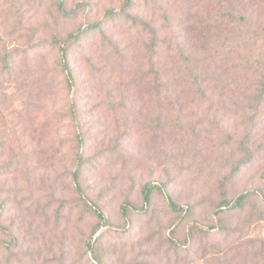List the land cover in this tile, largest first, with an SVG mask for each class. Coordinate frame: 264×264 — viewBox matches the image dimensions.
Returning <instances> with one entry per match:
<instances>
[{"label":"rangeland","instance_id":"rangeland-1","mask_svg":"<svg viewBox=\"0 0 264 264\" xmlns=\"http://www.w3.org/2000/svg\"><path fill=\"white\" fill-rule=\"evenodd\" d=\"M63 1L0 0V264H264V0H136L154 44ZM223 191L252 193L218 218Z\"/></svg>","mask_w":264,"mask_h":264},{"label":"trees","instance_id":"trees-1","mask_svg":"<svg viewBox=\"0 0 264 264\" xmlns=\"http://www.w3.org/2000/svg\"><path fill=\"white\" fill-rule=\"evenodd\" d=\"M136 4V0H125L124 6H123V11L126 13V15H128V17L130 18V20L136 24H141L143 25L145 28L149 29L151 35H152V44H154L156 37H157V30L156 28H154L152 25H150L149 23H147L146 21H143L140 17L138 16H133L130 15L128 13V10H130L131 8L134 7V5ZM58 9L60 10V12L68 15H72L71 12H68L65 6V3L63 0H59V4H58ZM75 12V11H74ZM73 12V13H74ZM112 17V16H111ZM232 16L228 17V21L232 22L231 20ZM244 20V18H242V21ZM240 21V20H239ZM241 22V21H240ZM100 22H95L93 24H88L85 27H80L78 30H76L73 33H70L67 38L63 41V44L60 46L59 52H60V62L62 65V68L65 72H67L68 74V79H72V68L70 65V47L79 42L83 37L87 36L90 32H92L94 29L100 28ZM54 45V44H53ZM261 100L264 99V86L262 87L261 90ZM246 151H248L247 148H245ZM249 153V152H248ZM252 161V155L247 154V158L246 161L244 162L245 164L250 163ZM78 168L79 171H77L75 173V179L77 180L80 174V167L83 165L84 161L82 160V155L79 153L78 155ZM156 189H160V187H158L156 184H147L144 189H143V200H144V204L146 206H149L152 202V194ZM252 192H243L240 195H238L236 198L234 199H228L227 198V194L225 191H223V198L222 200L218 203L217 207H216V216L218 218H221L222 213H224L225 211H239L242 210L245 205L248 203V199H249V195ZM169 201V205L172 208L173 211L176 212H182V213H186V214H190L191 213V209L187 208L186 210L184 209V207L176 204L173 199L168 198ZM130 203L127 202L123 205V209H122V214L123 217L128 220L129 219V209H130ZM145 206V207H146ZM3 207V206H2ZM1 216V213H0ZM98 216L100 217L101 220L105 221V218L103 217L102 213L98 212ZM220 223L218 225H215L213 227H209L208 230H206V233L211 232L212 229L214 228H218L219 230H221L222 232H224L225 234H228L231 232V229L224 223V221H222L220 219Z\"/></svg>","mask_w":264,"mask_h":264}]
</instances>
